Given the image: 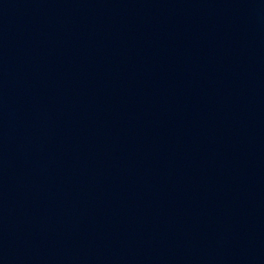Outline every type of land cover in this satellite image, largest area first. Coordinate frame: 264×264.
Instances as JSON below:
<instances>
[{"label":"water","instance_id":"1","mask_svg":"<svg viewBox=\"0 0 264 264\" xmlns=\"http://www.w3.org/2000/svg\"><path fill=\"white\" fill-rule=\"evenodd\" d=\"M0 264H264V0H0Z\"/></svg>","mask_w":264,"mask_h":264}]
</instances>
